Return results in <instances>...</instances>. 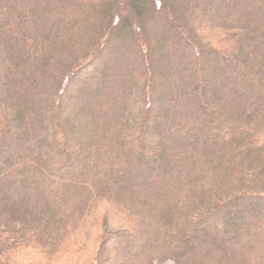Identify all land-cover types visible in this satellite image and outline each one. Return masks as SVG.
<instances>
[{
    "label": "trees",
    "instance_id": "1",
    "mask_svg": "<svg viewBox=\"0 0 264 264\" xmlns=\"http://www.w3.org/2000/svg\"><path fill=\"white\" fill-rule=\"evenodd\" d=\"M169 262L264 264V0H0V264Z\"/></svg>",
    "mask_w": 264,
    "mask_h": 264
},
{
    "label": "rangeland",
    "instance_id": "2",
    "mask_svg": "<svg viewBox=\"0 0 264 264\" xmlns=\"http://www.w3.org/2000/svg\"><path fill=\"white\" fill-rule=\"evenodd\" d=\"M164 8L166 9L167 7H165L164 6ZM165 9H163V10H165ZM225 11H227V10H223V12H222V14H224L225 13ZM215 17V16H214ZM215 19V18H214ZM136 39H138L137 38V36H136ZM138 41V40H137ZM225 42H223L222 41V45L224 44ZM217 44H220V43H217ZM136 47V45L134 44V45H132L131 46V48L133 49V48H135ZM119 60H121V59H119L118 58V61ZM117 61V60H116ZM116 61H114V62H116ZM143 63V62H142ZM104 112H106V113H104L105 115H109V114H107L109 111H104ZM86 126H88V124L85 122V121H82L81 123H79V127H80V133H83L85 130H84V127H86ZM51 131H53V127H51ZM85 136H87V135H89V133H87L86 131H85ZM87 138H90L89 136H87ZM87 166V167H86ZM85 167L91 172V170H92V168H91V166L90 165H86ZM84 167V168H85ZM84 168L82 169V172H87V169H85L84 170ZM231 243H229L226 247H230L231 245H230ZM219 247L218 248H221L222 250H224V246H225V244H222V245H218ZM208 253V252H207ZM221 257V254L217 257V258H220ZM167 264H173V263H171V262H169V263H167Z\"/></svg>",
    "mask_w": 264,
    "mask_h": 264
}]
</instances>
